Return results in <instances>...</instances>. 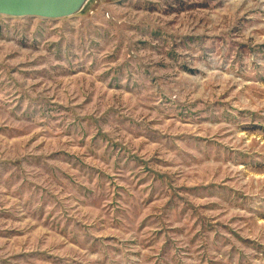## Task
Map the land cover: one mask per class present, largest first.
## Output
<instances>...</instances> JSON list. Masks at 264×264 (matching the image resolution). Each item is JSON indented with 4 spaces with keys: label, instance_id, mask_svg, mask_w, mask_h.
<instances>
[{
    "label": "rangeland",
    "instance_id": "1",
    "mask_svg": "<svg viewBox=\"0 0 264 264\" xmlns=\"http://www.w3.org/2000/svg\"><path fill=\"white\" fill-rule=\"evenodd\" d=\"M0 15V264H264V0Z\"/></svg>",
    "mask_w": 264,
    "mask_h": 264
},
{
    "label": "water",
    "instance_id": "2",
    "mask_svg": "<svg viewBox=\"0 0 264 264\" xmlns=\"http://www.w3.org/2000/svg\"><path fill=\"white\" fill-rule=\"evenodd\" d=\"M89 0H0V15L57 19L81 12Z\"/></svg>",
    "mask_w": 264,
    "mask_h": 264
}]
</instances>
